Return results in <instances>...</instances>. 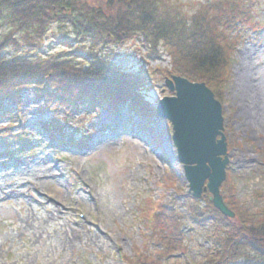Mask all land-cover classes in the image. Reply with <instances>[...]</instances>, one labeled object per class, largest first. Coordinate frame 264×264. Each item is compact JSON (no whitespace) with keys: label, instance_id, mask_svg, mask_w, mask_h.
<instances>
[{"label":"rangeland","instance_id":"rangeland-1","mask_svg":"<svg viewBox=\"0 0 264 264\" xmlns=\"http://www.w3.org/2000/svg\"><path fill=\"white\" fill-rule=\"evenodd\" d=\"M178 1L193 12L202 0ZM254 11L251 25L239 30L230 82L220 102L224 120L231 126V172L227 170V174L235 186L233 191L244 210L263 211L264 0H255ZM63 34L75 35L72 26L56 21L39 50L23 41L9 50L31 57L74 50L77 40L71 41V47L56 41ZM116 52L111 56L126 69L137 71L145 65L133 42ZM149 85L143 92L154 104L170 94L159 75ZM22 98L21 109L14 104L0 105V128L14 124L13 132L26 129L19 130V135L29 136L24 140L13 132L1 134L12 146L9 155L0 146V264H128L125 259L134 256L135 247L148 242L154 250L140 216L148 198L166 199L182 193L177 198L182 212L189 198L196 199L188 190L170 123L159 116L150 121L161 134V147L153 148L143 138L127 133L123 123H114L107 109L87 114L79 106L71 115H64L47 104L37 111L43 102L28 92ZM50 119L51 131L43 123ZM197 200L204 205L201 198ZM184 230L190 249L183 264L188 260L201 264L209 258L206 249L211 226L188 220Z\"/></svg>","mask_w":264,"mask_h":264},{"label":"trees","instance_id":"trees-1","mask_svg":"<svg viewBox=\"0 0 264 264\" xmlns=\"http://www.w3.org/2000/svg\"><path fill=\"white\" fill-rule=\"evenodd\" d=\"M254 5L255 0H202L189 12L178 0H0V29L8 28L0 31V105L20 109L23 93L28 92L57 112L80 105L89 113L105 108L116 121L123 120L130 133L160 148L161 134L150 126L155 106L143 89L154 75L161 79L181 75L206 83L220 99L230 82L239 30L253 22ZM56 21L73 27L74 37L63 34L56 41L71 47V41L77 40L74 50L37 57L9 50L21 41L39 50ZM135 38L147 46L150 58H160L161 48L168 52L170 65L145 70L141 66L137 71L120 67L110 57L111 45ZM225 126L230 149L231 126L227 122ZM232 184L228 174L222 192L234 218L221 214L208 195L204 205L190 198L184 207L187 212L177 204L182 193L158 203L145 202L140 216L150 230L149 239L159 248L153 253L148 246L135 247L128 263L183 264L190 249L183 228L192 219L212 226L209 258L201 264H264V209L244 210ZM188 264L194 263L188 260Z\"/></svg>","mask_w":264,"mask_h":264},{"label":"water","instance_id":"water-1","mask_svg":"<svg viewBox=\"0 0 264 264\" xmlns=\"http://www.w3.org/2000/svg\"><path fill=\"white\" fill-rule=\"evenodd\" d=\"M165 83L174 94L158 101L156 113L172 122V140L183 163L189 191L199 198L208 189L213 205L233 217L234 212L220 192L229 162L221 102L204 82L175 75L166 78Z\"/></svg>","mask_w":264,"mask_h":264}]
</instances>
